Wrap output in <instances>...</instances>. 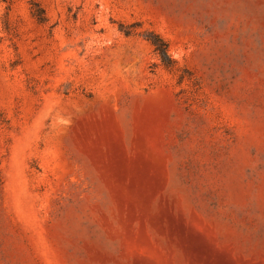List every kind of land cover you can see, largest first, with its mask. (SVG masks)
I'll return each mask as SVG.
<instances>
[{
  "label": "rangeland",
  "instance_id": "rangeland-1",
  "mask_svg": "<svg viewBox=\"0 0 264 264\" xmlns=\"http://www.w3.org/2000/svg\"><path fill=\"white\" fill-rule=\"evenodd\" d=\"M0 264H264V0H0Z\"/></svg>",
  "mask_w": 264,
  "mask_h": 264
},
{
  "label": "trees",
  "instance_id": "trees-1",
  "mask_svg": "<svg viewBox=\"0 0 264 264\" xmlns=\"http://www.w3.org/2000/svg\"><path fill=\"white\" fill-rule=\"evenodd\" d=\"M31 15L39 23H44L45 17L43 11L37 6V4H32L31 6ZM137 24L130 25H118V30L126 37H140L150 44L154 52L159 57L161 65L165 69H170L174 65V60L170 57L168 53V44L162 39L159 35L151 32L144 31L138 32L136 29Z\"/></svg>",
  "mask_w": 264,
  "mask_h": 264
}]
</instances>
